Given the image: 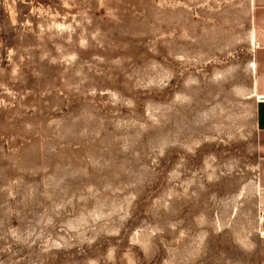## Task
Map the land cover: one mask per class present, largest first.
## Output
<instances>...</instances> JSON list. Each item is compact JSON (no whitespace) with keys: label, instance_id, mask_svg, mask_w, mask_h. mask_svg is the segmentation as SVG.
Here are the masks:
<instances>
[{"label":"rangeland","instance_id":"374dc122","mask_svg":"<svg viewBox=\"0 0 264 264\" xmlns=\"http://www.w3.org/2000/svg\"><path fill=\"white\" fill-rule=\"evenodd\" d=\"M264 0H0V264H264Z\"/></svg>","mask_w":264,"mask_h":264},{"label":"crops","instance_id":"0c3cea01","mask_svg":"<svg viewBox=\"0 0 264 264\" xmlns=\"http://www.w3.org/2000/svg\"><path fill=\"white\" fill-rule=\"evenodd\" d=\"M256 124L260 133H264V101H257Z\"/></svg>","mask_w":264,"mask_h":264},{"label":"bare ground","instance_id":"6f19581e","mask_svg":"<svg viewBox=\"0 0 264 264\" xmlns=\"http://www.w3.org/2000/svg\"><path fill=\"white\" fill-rule=\"evenodd\" d=\"M261 99H263V98H261ZM264 100V99H263Z\"/></svg>","mask_w":264,"mask_h":264}]
</instances>
